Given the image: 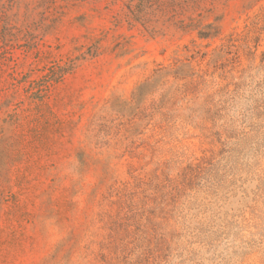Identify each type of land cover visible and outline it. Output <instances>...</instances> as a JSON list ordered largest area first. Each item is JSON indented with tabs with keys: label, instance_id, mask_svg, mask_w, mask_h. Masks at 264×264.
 I'll list each match as a JSON object with an SVG mask.
<instances>
[{
	"label": "rangeland",
	"instance_id": "rangeland-1",
	"mask_svg": "<svg viewBox=\"0 0 264 264\" xmlns=\"http://www.w3.org/2000/svg\"><path fill=\"white\" fill-rule=\"evenodd\" d=\"M0 264H264V0H0Z\"/></svg>",
	"mask_w": 264,
	"mask_h": 264
},
{
	"label": "trees",
	"instance_id": "trees-1",
	"mask_svg": "<svg viewBox=\"0 0 264 264\" xmlns=\"http://www.w3.org/2000/svg\"><path fill=\"white\" fill-rule=\"evenodd\" d=\"M202 36H204V37H205V35H202Z\"/></svg>",
	"mask_w": 264,
	"mask_h": 264
}]
</instances>
